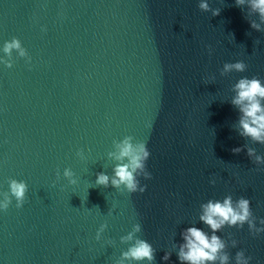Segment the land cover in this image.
<instances>
[{"label": "water", "instance_id": "water-1", "mask_svg": "<svg viewBox=\"0 0 264 264\" xmlns=\"http://www.w3.org/2000/svg\"><path fill=\"white\" fill-rule=\"evenodd\" d=\"M199 2L0 0V57L9 59L3 47L13 37L31 57L13 50V66L0 63V199L9 179L28 185L23 207L13 198L0 211V264H117L128 247L120 237L136 223L156 249L153 264H180L181 233L211 234L201 205L228 195L249 199L262 227L264 165L247 149L264 156V145L239 134L231 100L238 79L264 82V30L235 0H208L218 16ZM237 61L246 71L221 75ZM129 136L150 152L145 191L97 186V173L114 175L109 153ZM216 234L230 264L241 250L264 264V232L245 224Z\"/></svg>", "mask_w": 264, "mask_h": 264}, {"label": "clouds", "instance_id": "clouds-1", "mask_svg": "<svg viewBox=\"0 0 264 264\" xmlns=\"http://www.w3.org/2000/svg\"><path fill=\"white\" fill-rule=\"evenodd\" d=\"M237 7L247 6L252 13H255L259 22L250 21V26L256 31H262L261 25H264V0H235ZM198 7L203 12H212L213 16L220 14V9H212L208 0H200ZM45 29H42V31ZM16 50L21 58L27 62L31 61L27 50L22 46L21 41L13 37L10 41L4 42L3 53L9 59L0 57V63L11 68L12 51ZM211 54V50L210 53ZM247 65L243 61L235 63H225L221 75L225 73L246 71ZM210 79H215L211 77ZM234 96L231 104L235 106L240 118L238 121L239 134L242 137L250 139L253 143L264 145V82L257 77H242L232 86ZM116 152L109 153L117 163L113 169L114 175L109 177L107 174L97 173L95 184L105 188L111 187L117 190L126 191L129 194L145 191L146 186H141L140 177L145 179L151 178L146 169V162L150 157V152L146 143L141 141L133 143V137H125L116 144ZM241 148H234V153H239ZM77 152V155H81ZM247 155L253 158L257 165H264V156L258 155L255 148H248ZM126 161V162H125ZM64 177L69 179V183L75 184L74 173L70 168H65ZM215 183V180L210 181ZM9 191L3 194L0 199V211H7L15 199L16 208L23 207L28 192V185L23 180L9 179ZM201 215L199 220L207 225L211 234L206 233L198 227H188L182 233L183 243L173 245L177 248L176 256L180 264H230V255L227 251V242L216 233L224 227L243 228L248 225L249 231L253 234L264 232V219L259 223L262 227L256 226V217L253 215L251 202L249 199L240 197L233 200L231 195L226 196L222 201L208 200L201 205ZM107 224H101L96 233V239L99 240L100 234L105 231ZM141 232V225L136 223L132 226L131 231L120 237L121 243L127 244L126 250L122 251L117 264H153L156 259V249L148 241L141 239L137 234ZM237 241L233 240L231 246L236 247ZM171 252H165L162 257L163 261H168ZM250 256H245L243 250L236 252L235 264H249Z\"/></svg>", "mask_w": 264, "mask_h": 264}]
</instances>
